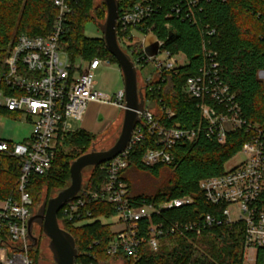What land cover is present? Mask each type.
Returning a JSON list of instances; mask_svg holds the SVG:
<instances>
[{"label": "built area", "instance_id": "obj_1", "mask_svg": "<svg viewBox=\"0 0 264 264\" xmlns=\"http://www.w3.org/2000/svg\"><path fill=\"white\" fill-rule=\"evenodd\" d=\"M210 1L227 0H174L165 17L177 16L197 23L198 13ZM54 4L59 11L52 31L47 35H21L7 48L0 62V108L25 116L34 126L31 136L22 142L0 139V152L11 153L21 162L18 198L0 200V264H33L28 237L29 220L35 213L28 191L31 175H44L51 168L58 146L74 132L69 118L82 121L90 102H104L96 89L94 71L111 61L99 57L72 60L61 44L71 8L66 0H54ZM163 5L164 0H122V7L119 6L118 42L124 50L128 48L135 54L132 60L138 71L139 66L144 68V84L159 81L164 73L188 63L185 54L164 48L165 41L154 30L155 23L151 20ZM170 27L166 23V28ZM212 33L213 30L209 31ZM204 54L202 67L197 75L187 79L183 92L190 98L205 100L199 104L205 127L160 124L155 119V110L145 100L141 122L136 125L127 149L100 164L107 171L108 180L98 189L68 201L61 209L65 219H74L83 215L81 210L87 202L113 204L122 228L114 231L108 244L110 256L119 253L137 256L143 246L156 253L163 239L175 234L200 235L204 229L221 224L223 218L228 223L243 225V264H264V128L245 118L235 94L220 78L218 60L205 46ZM147 67L152 68L148 73ZM111 103L124 111L125 90L120 89ZM166 111L169 118L174 116L170 109ZM238 129L250 132L249 140L238 152L242 159L225 167L224 173L203 178L199 183L206 201L219 208L218 215L207 213L200 221L188 222L158 219L166 211L194 204L195 199L190 195L161 202L135 204L132 201L122 172L129 165V150L146 135L158 137V146L149 148L143 156V162L153 166L173 164L174 147L180 141H194L201 131L225 143L228 134Z\"/></svg>", "mask_w": 264, "mask_h": 264}, {"label": "trees", "instance_id": "obj_2", "mask_svg": "<svg viewBox=\"0 0 264 264\" xmlns=\"http://www.w3.org/2000/svg\"><path fill=\"white\" fill-rule=\"evenodd\" d=\"M66 1L71 11L66 17L61 44L70 58L74 61L97 57L116 60L104 39L89 38L84 33L88 21L99 22L106 17L104 1ZM173 2L164 0L163 9L151 21L155 23L158 37L165 41L163 47L185 54L188 63L176 71L164 73L159 81L143 85L144 97L149 103L147 106L155 110V119L160 124H178L184 128L205 127L206 121L199 107L205 100L190 98L183 92L187 79L197 75L205 61V46L218 60L220 78L235 94L245 118L264 128V80L259 77V72L264 70V0L207 2L198 13L197 23L177 16L166 18ZM119 6L122 7V0H119ZM58 11L54 0H0V62L7 48L21 35L49 34ZM166 23L171 24L169 29ZM212 30L213 33L209 34ZM125 50L135 60V54L128 48ZM166 109L173 111L174 116L169 118ZM0 112L16 116L4 108H0ZM249 137L250 132L238 129L228 134L225 143H219L214 136L201 131L194 141H180L174 147L173 164L148 166L143 162V156L149 148L158 146L157 134H149L129 150V165L122 172V178L128 183L130 197L135 204L161 202L184 195L194 197V204L166 211L159 220L200 221L207 213L219 214V208L206 201L199 186L201 179L224 173L226 163L240 151ZM94 138V133L83 129L67 135L56 150L51 168L44 175H31L28 191L34 203H39L45 190L50 194L67 186L73 156L65 152V146L84 147ZM20 175V160L11 153L0 152V200L11 196L18 198ZM142 175L151 176L156 183L144 185ZM107 180L105 169L100 165L92 166L89 180L69 201L98 189ZM81 211L83 215L74 219H65L62 210L58 214L65 229L76 240L78 254L75 264H100L113 257L122 258L125 264H243L242 223H228L222 218L221 224L204 229L200 235L175 234L165 238L167 242H162L156 253L143 246L137 256L123 253L110 256L107 248L114 232L111 223L104 222L102 218L116 215L115 206L93 201L87 202ZM201 239L208 248H202L198 253L196 241ZM32 262L37 264V259Z\"/></svg>", "mask_w": 264, "mask_h": 264}, {"label": "water", "instance_id": "obj_3", "mask_svg": "<svg viewBox=\"0 0 264 264\" xmlns=\"http://www.w3.org/2000/svg\"><path fill=\"white\" fill-rule=\"evenodd\" d=\"M106 6V19L99 23L103 39L109 52L118 61L124 79L126 108L123 111V125L116 142L105 150H92L75 159L70 165V184L58 194L43 202L37 213H34L28 225L29 248L37 246L39 239L34 235V225L43 227L50 239L49 247L56 264H75L78 248L74 236L60 224L58 214L65 203L75 198L83 188L84 170L112 160L123 153L132 138L133 131L141 122L140 112L145 110V97L139 87L138 69L131 56L120 46L117 35L119 18L118 0H103ZM172 36V32H170Z\"/></svg>", "mask_w": 264, "mask_h": 264}, {"label": "rangeland", "instance_id": "obj_4", "mask_svg": "<svg viewBox=\"0 0 264 264\" xmlns=\"http://www.w3.org/2000/svg\"><path fill=\"white\" fill-rule=\"evenodd\" d=\"M100 1V0H97ZM107 15V11H106ZM106 17L96 21L90 20L84 26V33L89 38H101L103 39V32L100 28L99 23H103ZM182 57H184L182 55ZM62 58L65 60V54H62ZM82 59H79L81 61ZM143 71L144 68L139 66L138 71V81L139 87L143 88ZM145 72L148 73V70L145 69ZM259 77L264 80V70L259 72ZM94 79L97 91L100 92V97L105 99L115 98L116 93L120 89H124V79L123 74L120 68V65L117 60L111 61L109 64L101 65L97 70L94 71ZM148 103V102H147ZM149 104V103H148ZM89 113L84 120H78L75 117L69 118V123L72 125L73 131L86 130L88 132L94 133L95 138L92 143L87 146H76L74 144L66 145L65 152L70 154L74 161L76 157H80L92 150H105L111 147L116 140L118 139L122 125H123V113L118 116V118L110 125L109 123L116 117L121 111L117 108L110 106L108 104L103 105L99 103L90 102L88 105ZM102 115L103 119L99 120V116ZM108 126V127H107ZM103 132L98 133L100 130L106 128ZM33 123L31 120L27 119L25 116H12L3 114L0 112V139L9 140L12 142H22L25 139L29 138L33 132ZM242 159V155L237 153L234 155L225 165L226 168L233 166L235 163L239 162ZM92 174V167H88L84 170V184L89 180ZM143 184L151 186L152 183H156L149 175H142ZM71 178L67 181V186L70 184ZM155 185V184H153ZM66 186V187H67ZM60 190H54L50 194L45 190L39 203H34L35 213L41 207L44 201L49 200L50 198L56 196ZM104 222L113 223L117 218L110 217L108 219L102 218ZM60 221V220H59ZM60 224L63 228L65 226L60 221ZM34 235L38 237L39 243L37 246L30 249V256L32 260L37 259V264H56L53 258V253L50 250L49 242L50 239L44 233L43 227L35 224L34 225ZM162 242H167V239L162 240ZM198 247V253L201 252V249L208 248L204 241H196ZM100 264H125V261L122 258H109L102 261Z\"/></svg>", "mask_w": 264, "mask_h": 264}, {"label": "crops", "instance_id": "obj_5", "mask_svg": "<svg viewBox=\"0 0 264 264\" xmlns=\"http://www.w3.org/2000/svg\"><path fill=\"white\" fill-rule=\"evenodd\" d=\"M147 70H148V72H149V70H151L152 68H150V67H147L146 68ZM98 93H99V97L101 96L100 95V92L98 91ZM102 100H104V102H102V101H93V103H99V104H103V105H106V104H108V105H110V106H113V107H115V108H117L118 110H120L121 112L120 113H118L117 115H116V117L115 118H113V120L109 123V125L108 126H110L117 118H118V116L119 115H121V113H123V111L121 110V109H119L115 104H113V103H111L112 101H114V99H113V97H111V99H105V98H102V97H100ZM106 101V102H105ZM89 108L90 107H88V110H87V113H86V115H85V118H86V116L88 115V113H89ZM84 118V119H85ZM83 119V120H84ZM103 119V116L102 115H100L99 116V120H102ZM107 126V127H108ZM107 127L106 128H104V129H102V130H100L98 133H100V132H103L105 129H107ZM112 217H115V218H117V216L116 215H114V216H112ZM122 228V224L118 221V219L117 220H115V222H113L112 224H111V229H112V231L114 232V231H118L119 229H121Z\"/></svg>", "mask_w": 264, "mask_h": 264}]
</instances>
